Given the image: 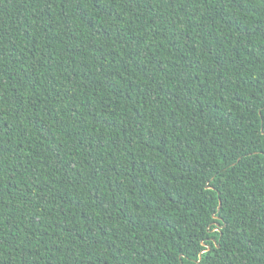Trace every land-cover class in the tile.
I'll return each instance as SVG.
<instances>
[{
    "label": "trees",
    "instance_id": "16d2710c",
    "mask_svg": "<svg viewBox=\"0 0 264 264\" xmlns=\"http://www.w3.org/2000/svg\"><path fill=\"white\" fill-rule=\"evenodd\" d=\"M0 264H264V0H0Z\"/></svg>",
    "mask_w": 264,
    "mask_h": 264
},
{
    "label": "water",
    "instance_id": "95a60500",
    "mask_svg": "<svg viewBox=\"0 0 264 264\" xmlns=\"http://www.w3.org/2000/svg\"><path fill=\"white\" fill-rule=\"evenodd\" d=\"M220 202V201H219Z\"/></svg>",
    "mask_w": 264,
    "mask_h": 264
}]
</instances>
